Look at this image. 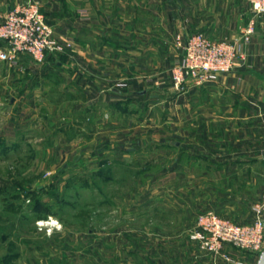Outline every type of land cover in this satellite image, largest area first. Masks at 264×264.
<instances>
[{"label": "rangeland", "instance_id": "374dc122", "mask_svg": "<svg viewBox=\"0 0 264 264\" xmlns=\"http://www.w3.org/2000/svg\"><path fill=\"white\" fill-rule=\"evenodd\" d=\"M79 48L49 55L67 60L65 76L40 77L20 114L16 96H0V264H256L260 253H210L191 233L207 209L252 219L264 193V110L238 118L232 103L176 91L182 56L119 58L98 74L93 49L83 63ZM206 122L229 124V143ZM235 147L244 159L231 157Z\"/></svg>", "mask_w": 264, "mask_h": 264}, {"label": "crops", "instance_id": "0c3cea01", "mask_svg": "<svg viewBox=\"0 0 264 264\" xmlns=\"http://www.w3.org/2000/svg\"><path fill=\"white\" fill-rule=\"evenodd\" d=\"M21 1L23 0H0V23ZM41 2L57 38L81 46L79 50L77 49L79 62L92 63L87 53L93 49L95 62L101 65L94 70L98 74L102 69L104 70L101 74L108 72L103 67L106 62L119 63L122 59L125 63H132L136 55H141L149 64L169 61L176 55L180 57L182 51L176 45L177 37L180 35L201 31L213 39H238L241 28L254 17L251 5L245 0H41ZM87 10L91 12V19L82 15L83 11L88 12ZM255 19L256 31L252 40L249 43L240 42L239 45L245 55L242 64L230 73L218 75L211 83L198 86L190 82L183 92L191 95L193 102L202 98L214 101L218 97L225 102L224 104L232 103L237 106L235 112L238 118L241 110H245L247 106L258 112L264 110V14L257 15ZM4 48V42H0V50ZM66 62V59L55 61L51 56L37 62L28 54H20L14 63L0 57V96L9 93L16 96L14 98L19 104L20 114L26 110L27 101L32 102L31 96L38 91L40 77L51 79V76H65ZM69 73V76L76 74ZM79 74L82 82L86 83L87 73L79 70ZM117 90H113V93ZM118 91L125 94V91L120 89ZM200 123L192 122V126L198 127ZM206 123L212 134L215 132L213 130L222 128L221 132L226 133V136H222L221 142L224 145L229 143L225 140L231 135L228 132L231 129L229 124ZM241 123L242 126L246 125L245 122H233V127L240 129ZM252 126L263 127L261 122L258 123V127L255 122ZM243 131L238 130L239 139L241 135L246 134ZM239 139L232 143H241ZM236 148L232 149L236 154H232L231 157L244 159L246 151ZM194 157L197 160L210 158L199 154Z\"/></svg>", "mask_w": 264, "mask_h": 264}, {"label": "built area", "instance_id": "2783aa9c", "mask_svg": "<svg viewBox=\"0 0 264 264\" xmlns=\"http://www.w3.org/2000/svg\"><path fill=\"white\" fill-rule=\"evenodd\" d=\"M254 17L241 28L235 40H218L205 32L178 36L176 45L182 58L172 70L176 91L183 92L190 82L204 85L215 81L220 74L234 71L245 59L240 42L249 43L256 31V16L264 14V0H245ZM87 18V14H84ZM0 42L5 48L0 57L16 62L20 54H28L37 62L44 61L52 52L63 51L71 42L60 41L46 18L41 0H23L17 3L0 23ZM206 251L229 256L228 248L241 252L260 253L264 249V193L253 205V217L245 223L235 222L214 209L198 215L196 228L191 233ZM238 260L237 264H242Z\"/></svg>", "mask_w": 264, "mask_h": 264}, {"label": "water", "instance_id": "95a60500", "mask_svg": "<svg viewBox=\"0 0 264 264\" xmlns=\"http://www.w3.org/2000/svg\"><path fill=\"white\" fill-rule=\"evenodd\" d=\"M256 264H264V249L259 254V259Z\"/></svg>", "mask_w": 264, "mask_h": 264}]
</instances>
